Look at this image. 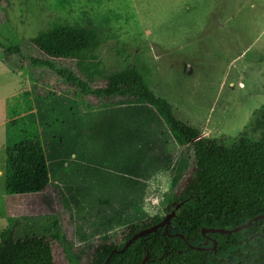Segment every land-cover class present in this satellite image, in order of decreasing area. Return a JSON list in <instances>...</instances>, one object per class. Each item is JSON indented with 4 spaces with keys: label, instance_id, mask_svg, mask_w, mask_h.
<instances>
[{
    "label": "rangeland",
    "instance_id": "374dc122",
    "mask_svg": "<svg viewBox=\"0 0 264 264\" xmlns=\"http://www.w3.org/2000/svg\"><path fill=\"white\" fill-rule=\"evenodd\" d=\"M2 21L0 143L38 136L56 203L53 216L16 218L14 237H54L67 264H87L98 242L116 243L127 226L163 218L170 193L192 175V154L153 107L99 101L109 106L90 110L94 102L32 67L29 58L42 57L28 41L52 23L96 29L104 71L141 69L174 117L203 138L231 145L244 132L259 137L250 127L264 105V0H11ZM13 46L24 56L12 58L23 65L16 74L3 60ZM54 64L77 74L74 62ZM3 195L2 178L0 232L12 223Z\"/></svg>",
    "mask_w": 264,
    "mask_h": 264
},
{
    "label": "trees",
    "instance_id": "16d2710c",
    "mask_svg": "<svg viewBox=\"0 0 264 264\" xmlns=\"http://www.w3.org/2000/svg\"><path fill=\"white\" fill-rule=\"evenodd\" d=\"M10 7L11 0H0V21H7ZM28 42L42 57H30V65L52 72L77 100L94 102V106L86 105L87 109L109 106L99 101L151 106L175 142L192 154V175L169 195L172 207L189 201L177 212L167 233L161 229L138 238L122 254L113 253L162 218L131 224L116 243L103 240L93 246L87 264H104L109 256L107 264H141L146 254V264H264V219L228 235H205L214 237V249L200 233L202 229L231 230L264 213V105L254 112L250 127L252 133L259 134L258 139L250 140L244 132L237 142L226 145L221 139L203 138L177 120L168 101L150 89L141 69L127 66L106 73L97 54L102 41L93 27L55 22ZM12 58H24L20 46L3 49L5 66L16 74L23 65H15ZM60 61L74 62L77 74L54 64ZM4 154V209L12 223L0 233V264H67L54 237H14L19 216L56 214L52 170L40 139L31 133H17L15 142L5 144Z\"/></svg>",
    "mask_w": 264,
    "mask_h": 264
},
{
    "label": "water",
    "instance_id": "95a60500",
    "mask_svg": "<svg viewBox=\"0 0 264 264\" xmlns=\"http://www.w3.org/2000/svg\"><path fill=\"white\" fill-rule=\"evenodd\" d=\"M189 199L184 200L180 203L175 204L171 210L161 219V221L150 227L147 229H144L138 233H136L135 235H133L127 242L124 243V245L122 246L121 249L118 250H114L113 253L116 254H122L126 249H128L132 243L137 240L138 238H141L143 236L149 235V234H156L159 233V231L161 229H163L164 234L167 233L168 228L173 224V220L176 218L177 216V212L182 208V206L188 202ZM264 219V213L261 215H257L255 216L253 219L247 221L244 225L239 226L237 228L231 229V230H226V229H202L201 230V235L205 236L207 234H220V235H228L234 232H239L245 228H247L248 226H250L254 221H258V220H263ZM179 237H181L179 235ZM183 238V237H181ZM207 238V237H206ZM208 239V238H207ZM191 248H194L193 246H190ZM215 248V242L213 243V247L212 249ZM110 260V256L106 259L104 264H107V262ZM148 262V254H146V256L144 257L143 261L141 264H146Z\"/></svg>",
    "mask_w": 264,
    "mask_h": 264
},
{
    "label": "crops",
    "instance_id": "0c3cea01",
    "mask_svg": "<svg viewBox=\"0 0 264 264\" xmlns=\"http://www.w3.org/2000/svg\"><path fill=\"white\" fill-rule=\"evenodd\" d=\"M5 65V64H4ZM4 122H5V125H6V120H4ZM4 146H5V142L2 144V143H0V179H2L3 178V186H4V170H3V167H4V169H5V155H4ZM3 161H4V164H2L3 163ZM1 184H2V182H1ZM5 199V193H4V195H3V200ZM5 216H6V214H5ZM6 218L7 219H9L7 216H6ZM5 230V229H4ZM4 230H2V231H4ZM1 233V232H0Z\"/></svg>",
    "mask_w": 264,
    "mask_h": 264
},
{
    "label": "flooded vegetation",
    "instance_id": "af4514ba",
    "mask_svg": "<svg viewBox=\"0 0 264 264\" xmlns=\"http://www.w3.org/2000/svg\"><path fill=\"white\" fill-rule=\"evenodd\" d=\"M213 236L215 235V234H212ZM202 236V235H201ZM213 236H211V235H209V236H207V238H208V242H210V243H214L215 242V239H214V237ZM205 237V236H204ZM206 238V237H205ZM215 246H216V243H215Z\"/></svg>",
    "mask_w": 264,
    "mask_h": 264
}]
</instances>
